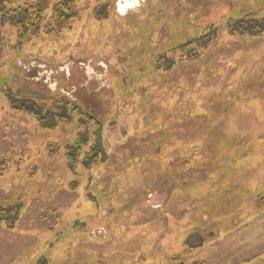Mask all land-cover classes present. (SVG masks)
<instances>
[{"label":"rangeland","instance_id":"1","mask_svg":"<svg viewBox=\"0 0 264 264\" xmlns=\"http://www.w3.org/2000/svg\"><path fill=\"white\" fill-rule=\"evenodd\" d=\"M73 1L1 28L0 264H264V0Z\"/></svg>","mask_w":264,"mask_h":264},{"label":"trees","instance_id":"2","mask_svg":"<svg viewBox=\"0 0 264 264\" xmlns=\"http://www.w3.org/2000/svg\"><path fill=\"white\" fill-rule=\"evenodd\" d=\"M24 1V0H23ZM19 0H0V32L1 28L10 27L17 34V44L22 46L23 43L31 41L42 35L58 37L63 31L72 28L73 22L78 18L74 12L75 3L73 0H35L31 2H23ZM20 2V4H19ZM97 20H101L99 14L95 13ZM104 18V17H103ZM257 21L253 19V14L247 15L239 22L228 21V29L230 35H238L239 37H261L264 35V27H259L253 23ZM264 23V20L261 21ZM236 23V24H235ZM240 23V25H238ZM235 24V25H234ZM245 27V28H244ZM213 30V29H212ZM212 32V31H211ZM5 42V38H2ZM3 41H0V55L3 51ZM200 44V43H199ZM189 44L186 45V47ZM82 113L80 108L74 109V112ZM43 130H54V125L45 123V119H39ZM42 120V121H41ZM97 137V131L93 133ZM81 141V140H80ZM55 144L47 146V152L53 154L59 147ZM75 149L78 147L75 145ZM101 155V153L99 152ZM96 154V160L100 157ZM4 163L0 162V175L5 172ZM0 210V224H4L8 230H12L17 222L9 218L6 220L1 215ZM12 220V221H11Z\"/></svg>","mask_w":264,"mask_h":264},{"label":"flooded vegetation","instance_id":"3","mask_svg":"<svg viewBox=\"0 0 264 264\" xmlns=\"http://www.w3.org/2000/svg\"><path fill=\"white\" fill-rule=\"evenodd\" d=\"M125 2H127V1H125ZM122 3V2H121Z\"/></svg>","mask_w":264,"mask_h":264}]
</instances>
